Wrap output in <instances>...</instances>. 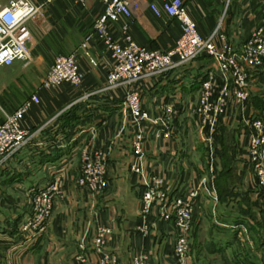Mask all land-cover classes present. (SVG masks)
Segmentation results:
<instances>
[{"label":"crops","instance_id":"1","mask_svg":"<svg viewBox=\"0 0 264 264\" xmlns=\"http://www.w3.org/2000/svg\"><path fill=\"white\" fill-rule=\"evenodd\" d=\"M224 1L187 0L190 8L199 13L196 15L199 22L205 21V26H200L202 36H210L218 25L220 32L230 39L233 48L240 49L251 31L260 24L264 25V0H230L227 16L221 20ZM102 8L100 0H85L83 4L54 0L44 5L41 14L27 24L32 35V60L27 70H22L20 77L23 79L26 76L24 73L30 71L37 81L35 84L29 79V86L36 90L31 95L36 94L40 101L25 113L21 124L31 131L48 124L36 133L31 144L7 161L0 171V264H79L75 256L79 253L78 244L83 236L88 239L87 259L93 264L95 254L91 249V238L97 226L108 224L119 235L118 246L109 247V250L117 253L124 264H128L131 256L139 251L148 253L158 263H164L173 256L177 236L173 221L153 216L142 217L139 212V201L145 189L143 181L157 173L166 179L172 192L179 195L189 191L203 178L201 173L205 168L199 162L205 158H199L202 154L197 153L203 152L204 146L206 148L203 141L205 133L196 122L201 145L180 146L174 150V140L171 139L175 135L172 133L169 138L159 135L162 108L165 105L173 106L174 113L168 120L171 130H178L181 123L187 120L195 121L194 107L200 84L210 74L218 77V67L211 58L202 56L164 75L145 78L136 85L141 103L150 118L140 126L146 141L142 161L145 177L131 172V142L138 129L123 105L130 88L104 89L111 60L102 42L92 36L93 20L102 12ZM128 24L129 33L138 45L163 52L174 46L181 32L177 20L157 18L145 4L128 19ZM110 32L117 38V25H111ZM215 41L219 45L218 37ZM83 43L85 47H81ZM75 50L83 73L81 84L72 86L62 83L50 89L43 88L41 83L54 57ZM20 63L15 62L10 67ZM248 81L250 100L246 106L238 108L237 124L245 122L250 116L264 119L262 70H252ZM31 95L24 94L19 101L14 100V107L5 97L1 103L14 109ZM187 129L191 130L190 126ZM85 145L106 155L109 193L90 194L77 185L80 169L76 164H80ZM192 155L196 158H192ZM203 162L208 164L211 172L212 164H215L212 158ZM241 164L248 168L246 161ZM54 174L62 177L64 199L57 202L45 233L36 241L26 242L19 237L18 230L29 214L30 192L45 184ZM64 174L69 175V181L64 179ZM153 211L156 212L157 207H153ZM197 214L195 212L194 216ZM232 223L229 221L224 227L226 236L216 235L213 230L208 235L203 244L208 254L233 249L237 242V225ZM221 229L216 228L218 232ZM260 244L264 246L262 241ZM246 263L264 264V258L256 255L252 259L229 260L227 264Z\"/></svg>","mask_w":264,"mask_h":264},{"label":"built area","instance_id":"2","mask_svg":"<svg viewBox=\"0 0 264 264\" xmlns=\"http://www.w3.org/2000/svg\"><path fill=\"white\" fill-rule=\"evenodd\" d=\"M53 1L0 0V67H10L15 62L32 60L30 49L32 35L27 24L41 14L44 5ZM71 1L80 4L85 2V0ZM100 2L103 9L93 20L92 36L102 42L111 60L104 89L115 90L121 86L130 88L125 95L123 105L133 119L140 120L142 124L150 118L141 103L140 92L136 86L141 80L164 75L202 56L211 58L217 64L219 71L218 77L210 74L201 82L197 105L194 108V115L205 136L208 138L216 132L217 121L212 115L215 113L216 105L219 104V100L213 97L216 90L221 93L229 91L230 96H237L238 101H243L239 106L242 108L248 95L249 74L237 62V55L228 44L223 43L219 47L211 36L200 35L194 21L188 15L186 0H100ZM143 4L155 17L161 18L166 15L180 23V35L169 50L163 52L159 49L140 46L129 33L128 19L138 12ZM114 24L117 25L119 34L117 38L110 32V26ZM81 47H85V43L81 44ZM241 53V57H245L244 59L249 63L261 61L264 57V25L260 24L251 31L241 45ZM92 63L95 64L94 61ZM82 80L83 73L79 66L77 50H75L54 57L41 86L45 89L62 83L79 86ZM220 96L219 93V99ZM39 101V97L32 94L11 110L5 109L0 101V171L7 161L31 144L36 133L48 124V122L45 123L35 131L21 124L25 113ZM173 113V106L165 105L159 134L164 138L170 136L169 131L166 130V119L169 120ZM252 125L258 132V136L255 144L251 145L249 155L261 173L264 169V121L255 118ZM144 141L145 134L140 128L131 146L133 160L129 167L131 172L143 177H145L142 166L145 157ZM80 163L78 186L86 188L89 193H96L106 187L104 165H102L105 163L99 155L91 152L89 145L83 147ZM143 184L145 189L140 200V213L143 216L156 214L164 221L174 222L179 229L174 254L183 258L182 256L188 250V235L192 230L195 198L198 193L189 192L184 197L171 195L166 179L157 173L145 178ZM62 199H64V190L61 177L56 174L45 184L33 189L29 197V214L20 223L19 237L31 243L44 234L57 202ZM153 207H157L156 212L153 211ZM99 231L109 233L110 228L105 227ZM101 232L94 243L99 253V264H110L114 255L105 250L104 242H102L104 233Z\"/></svg>","mask_w":264,"mask_h":264},{"label":"rangeland","instance_id":"3","mask_svg":"<svg viewBox=\"0 0 264 264\" xmlns=\"http://www.w3.org/2000/svg\"><path fill=\"white\" fill-rule=\"evenodd\" d=\"M229 1L230 0L224 1V7L223 10H221L222 14L220 16L221 20H223L227 16L226 14L229 10V5L227 4ZM185 6L188 15L196 25V29L200 31V26H205V21L202 23L199 22L196 17V15H198L199 13L190 8L187 0L185 2ZM162 17L171 18L166 15H163ZM219 28L220 26L217 25V27H215L210 35L214 41L216 40V37H218L220 43L217 46L221 47L223 43L228 44L237 55V62L248 74H250L252 70H262L264 74V57L261 58V61L257 63L247 62L246 59H244L245 57H241V48H233V46L229 43L230 39H227L228 36L223 32L221 33ZM199 33L201 35L202 32L200 31ZM221 36L224 38H222ZM105 51L108 53V50L105 49ZM30 63L31 61L21 62L18 66L10 68L5 67L0 69V101H2L3 97H5L9 101H11V107H14V100L19 101L22 95H31L32 92L36 91L31 88V86H29L30 80H33L34 83L37 84V81H35V78L32 76L30 71L24 73L27 77L25 75L23 76V79L20 77V75L23 74L22 70H27ZM15 78H18L17 80L20 81H16ZM13 80H15L16 83L13 84ZM219 93L221 94L220 99L218 98ZM247 93L248 95L246 101L243 103L244 105L242 107L246 106V104L249 103V90L247 91ZM213 97L215 98V100H219V104H217L216 109H214L215 113H212V115L216 117L217 121L216 132L203 140L207 149L204 146L203 152H198L200 154L197 153V155L202 154L201 156H198L199 158H205H201L202 161L200 160L199 162L200 164H203V168H205V171L201 173V175H203L201 177L203 178L198 181L197 185L192 186L189 191L179 194L184 197L187 196L189 192L196 191L198 193L197 197L195 198V209L192 218V230L188 235L189 244L186 254L182 256L183 258L177 257L174 254V246L179 235V229L174 225L177 229V236L173 245V256L170 259H168L164 263L163 261H161V263H158L157 261L154 262L148 253L139 251L131 256L130 262H128V264H227L229 260L238 258L252 259L256 255L262 256L264 258V246L260 244L261 241L264 244V169L261 171L262 174L259 173L260 171L256 168L255 162L249 155L251 153V145L255 144V140L258 136V132L253 128L252 125L253 120L257 117L250 116L248 120H245V122L243 121L241 122V124H237L236 115H238V108L243 101H238L237 96H230L229 91L228 93H221L219 90H216L215 96ZM4 106V108L7 110L11 109V107L6 104ZM162 110L163 112L165 111V106H163ZM130 118L133 121L135 128L140 129V120L133 119L131 116ZM259 118L264 121V119H262L261 117ZM166 121V130L169 131V137H171L172 133L173 135H175L174 137L172 136L173 138L171 139L174 140V150H176L180 146L191 147L192 145H195L198 147V145H201L199 144L200 141L198 140V130L196 127V122L199 124V121L196 116L195 121L187 120L185 123H181V126L178 130H175V128L172 129L175 131L171 130L172 127H170L168 119H166ZM189 126L191 130L187 129L189 128ZM134 139L135 135L132 139L131 146L134 143ZM145 143L146 141H144L143 143L144 147ZM162 145L163 142H161V146ZM89 147L91 152H95V154L99 155L100 159L103 161V163H105L102 165H104V184L106 185V187H104L102 190L97 191L96 194L109 193L110 189L107 176V157L103 153V151L95 150L90 145ZM205 152H208V155ZM209 157L212 158V163H215L212 164L213 170H211V172L208 170V164H205L203 162V160H209ZM192 158H196V156L192 155ZM244 161L249 163L247 164L248 168L243 167V165L245 164H241V162ZM76 166H78L80 169L81 163L76 164ZM63 176H66L64 177V179H68L69 181V175L64 174ZM52 177L53 176H51L50 179H52ZM83 189L87 191L86 188ZM169 189L171 195L175 196V192H172L171 188ZM138 208L139 212H141L140 204ZM199 210L201 211V213L199 212ZM195 212H198L199 214H197V216H194ZM141 216L149 217L143 216L142 214ZM152 216L154 218H160L156 214H152ZM198 218L200 219L199 227H197ZM229 221H232V224L237 225L235 226V228H237L236 245L231 251L212 254L216 255V257H213L212 255L208 254L206 249L203 247L205 239L208 237V235L212 234V230L216 235H220L222 237L226 236L224 227ZM245 223L247 225H245ZM105 227L110 228L109 233L99 231L100 229H105ZM217 227H219L220 229L222 228L223 230L221 229L222 231L218 232V230H216ZM100 232L104 233V237L102 235V242H104L105 250L107 252H111L109 250V247H116L118 246L119 242V235L114 232V229L110 224L97 226L91 238V249L95 254V261L93 264H99V253L97 252L94 243L95 240H97V238L99 237ZM238 232L239 235L237 236ZM87 240L88 239H86V236H83L81 238L80 244H78L79 253L75 256V260L79 264H90L86 255V253L88 252V248L86 246ZM111 254L114 255V259L110 262V264L125 263L117 253L111 252Z\"/></svg>","mask_w":264,"mask_h":264}]
</instances>
